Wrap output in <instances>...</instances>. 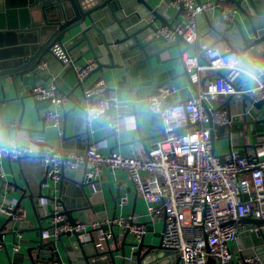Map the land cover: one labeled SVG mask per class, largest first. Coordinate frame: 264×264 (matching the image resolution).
<instances>
[{
	"label": "water",
	"instance_id": "obj_1",
	"mask_svg": "<svg viewBox=\"0 0 264 264\" xmlns=\"http://www.w3.org/2000/svg\"><path fill=\"white\" fill-rule=\"evenodd\" d=\"M172 3L175 4V0H158L157 3H152V0H0V44L15 41L27 43L25 47H20L19 56L11 58L15 54H8L0 62V128H5L8 132L12 131L14 137L21 132L27 133L32 144L41 145L42 143L32 134L43 133L44 127L39 129L23 124V99L30 96L34 103L38 100H50L49 97L37 98L33 88H47L52 83L55 96H63L66 100H71L74 105L71 110L80 108L85 115L84 105H82L83 101L87 102L84 89L92 83L84 86V82L90 74L99 72V78L104 82L103 91L89 100L91 104L110 97L115 90L107 83L106 74L103 72L105 68H118L116 75L124 74L129 83V72L146 63L150 83L140 88L149 90V94L153 95L157 94L159 89L166 88L168 90L164 97L166 105L174 103L171 97L173 78L185 76L191 87L196 90V82L191 79L190 72L182 61V53L188 50H198L199 53L202 50L188 43L179 33H174L173 38L167 41L163 40L160 34H155L159 27L166 26L172 29L178 22L183 5L181 2L175 4L178 10L171 16L169 8ZM215 3L213 9L199 15L201 23L197 18L199 35L206 44L212 41L227 44L237 52L244 65L264 81V0H215ZM218 3L230 4L236 8L237 12L231 19H226L223 17V6ZM100 23L104 28L100 27ZM55 45L61 47L66 53L70 60L68 66L63 67L61 59L55 55L53 51ZM169 48H176V58L181 61L182 71L177 75L155 81L151 58ZM88 53L93 60H97V67L79 80L73 70V64ZM43 61L47 63V74L45 68L39 67ZM60 71L61 73L58 74ZM69 71L74 74L76 84L69 91H65L59 83ZM57 74L59 77L55 79ZM27 75L32 77L33 88L31 92L26 90L23 95H19L17 82L24 84ZM50 78L52 80L48 84ZM208 79H210L208 75L201 77L199 85H203ZM5 82L11 85L12 96L6 95L8 87L5 86ZM233 86L234 92L225 96L216 107L224 112L230 121L225 124L209 122L212 152H214V142L218 134H225L229 146L238 144L236 135H233L230 130L233 125H250L254 122H261L264 125V97L254 101L250 94L240 92L241 88L234 83ZM77 90L80 94L76 93ZM14 101H19L21 105L19 117L16 122L5 124L3 123L4 115L11 113L9 104ZM63 105L64 103L61 104V138L58 144L65 140L77 143L84 134H89L91 122L83 117L82 127L77 124L82 121V118H75L74 132L66 135L68 112L63 110ZM112 105L106 108L101 116H107L106 122L109 123L107 129L114 134L116 120L128 112L115 111ZM145 111L142 112L155 117L158 123L156 130L160 133L144 135L140 129V121H137V137L128 141L129 143L144 144V141L151 137L166 136L160 113L149 109ZM245 111L247 113L242 115ZM132 113L136 114L133 111ZM233 115L234 118H232ZM29 156L33 154L22 157ZM37 157L40 158V154ZM9 173L10 179L0 177V195L12 189L19 190L20 195L15 201L12 212L22 208V203L26 200L35 217V222L23 218L15 220L11 215L5 217L0 226V264H172L173 257L170 259L169 255L173 253V250L162 245L161 235L152 242L147 241L144 235L139 240H134L128 230L116 234L112 226L113 247L105 250H97L93 239H81L80 233L75 231L63 232L56 238L44 240L41 236L42 231L47 229L51 232L50 225L44 226L41 221V219L50 220L52 217V213H44L48 203L52 206L54 201L61 202L70 223H74L76 219L88 224L106 219L99 193L86 191L89 182L82 176L83 166L63 169L57 182L49 178L46 172L36 182L35 179L28 180L23 177V186L17 183L19 178L13 175V169L9 168ZM67 173H70L68 177L70 180L65 179ZM77 173H81V177H77ZM30 174L34 176L31 169ZM68 181L77 186L76 192H73L77 197L70 198L71 196L65 197L62 194V190L66 191L63 184H68ZM66 193L72 194L71 191ZM242 221L244 223L260 222L251 217L243 218ZM244 232L245 235L242 237L244 247L251 248L260 264H264V233L262 231ZM23 233L29 234L26 237L17 238ZM70 236L72 237L70 241L65 243L63 237ZM20 244L24 245L22 249H19ZM174 262L177 263V260ZM207 264H213V260L209 258ZM242 264L249 263L242 260Z\"/></svg>",
	"mask_w": 264,
	"mask_h": 264
},
{
	"label": "built area",
	"instance_id": "obj_2",
	"mask_svg": "<svg viewBox=\"0 0 264 264\" xmlns=\"http://www.w3.org/2000/svg\"><path fill=\"white\" fill-rule=\"evenodd\" d=\"M180 2L183 19L172 29L159 27L155 34H160L167 41L173 38L174 33H179L188 43L202 50L203 63L198 60L197 54L182 53V61L194 82L200 81L202 71L213 75L185 101L166 105V88L159 89L154 95L147 94L146 106L160 113L166 136L153 144L145 158L140 157L138 152L102 153L94 143L88 142L81 150L69 151L44 144L38 149L39 160L46 175L54 182L60 179L63 169L83 166V176L94 192L98 189L103 167L126 170L136 194L145 201L148 222L162 221L161 241L165 248L173 250L169 255L170 259L173 257L172 264H207L209 258L213 264H242V260L260 264L254 253L245 252L244 245L238 243L240 227L244 225L245 231L264 233V158L242 154L237 145H231L224 157L215 155L211 150L209 122L225 124L230 119L215 107L205 108L204 101H215L234 92V80L241 73H247L256 82L239 91L247 92L256 101L264 97V81L251 72L230 47H204L197 18L204 11L213 9L215 2L175 0L176 5ZM218 4L223 6V17L226 19H231L237 12L230 4ZM53 51L61 59L63 67L69 65L70 60L61 47L55 45ZM46 64L43 61L39 67L46 68ZM96 67L97 60L93 59L73 64L79 80ZM103 89L101 78L84 89L87 101L84 112L90 122L98 119L111 104L118 103L115 95L111 94L91 104L89 100ZM33 91L37 98L49 97L53 102L46 117L61 133V104L65 103V97L55 96L52 83L47 88L35 87ZM36 151L37 147L32 143L18 144L15 140L0 143V157L17 159ZM125 202L126 197L122 196L119 204ZM52 204L51 232L43 230V238H56L60 233L75 231L80 233L81 239H93L97 250H105L113 247L112 226L119 227L120 234L128 230L134 240H139L146 233V225L140 221L138 214L114 216L90 224L78 219L70 223L64 205L58 201ZM14 205L15 202H7L4 194L1 195L0 213L19 220L22 217L21 208L13 213ZM246 217L260 222L245 224L242 220Z\"/></svg>",
	"mask_w": 264,
	"mask_h": 264
},
{
	"label": "crops",
	"instance_id": "obj_3",
	"mask_svg": "<svg viewBox=\"0 0 264 264\" xmlns=\"http://www.w3.org/2000/svg\"><path fill=\"white\" fill-rule=\"evenodd\" d=\"M158 0H152V3H157ZM200 2L212 1L215 0H198ZM177 6L172 3L169 8V13L173 16L177 12ZM199 17V16H198ZM182 15L180 14L177 21H181ZM198 22H202L200 18H198ZM100 27L104 28L100 23ZM204 47L207 46H218V47H226L227 44L219 41H212L210 44H206L204 39ZM27 43H18V42H8L6 44H0V62L6 58L8 54H15L13 57L19 56L18 53L20 51V47H25ZM25 51V48L23 52ZM189 54H197L198 60L200 62H204V56L199 55L197 51L188 50ZM177 50L176 48H169L166 50H162L155 54L151 58V65L154 74L155 81L161 80L165 77H170L179 74L182 71L181 61L176 58ZM91 55L88 53L81 60L77 61L78 64L84 63L86 61H91ZM46 62V61H45ZM58 66V65H57ZM45 68V67H44ZM58 68V67H57ZM118 68L107 69L105 68L103 72L106 74L107 83L110 87H113L115 90L112 91V95H115L118 103L113 106L114 110L128 112L123 115L122 118L117 119L115 122V130L114 134L107 129L109 123L106 122L107 116H100L96 122L91 121L89 127V134L83 135L80 141L73 142L69 140H65L58 144L59 139L61 138V133L59 129L51 125L50 120L46 117V113L53 107V102L49 99L38 100L34 103L33 98L30 96L25 97L23 114H22V122L24 125H30L34 128L44 127L43 133L32 134L37 137V139L42 143L41 145H36L37 151L33 156L29 157H20L17 159H7L6 157H0V177L5 179H10L9 168L13 169V175L18 177L17 183L23 186V180L25 179H35L36 180L42 178L45 175L44 167L41 164L37 155L39 154L38 149L44 144H51L58 149L63 151L69 150H81L84 148V145L89 143H94L98 150L102 153H107L109 151H118L123 154H132L138 152L140 157L145 158L147 155V151L153 146V144L158 141L162 136H154L150 139L144 141V144L141 143H129L133 138L137 137L136 125L137 121H140V129L144 135H156L160 133L159 130H156V126L158 125L155 117L146 112L147 106L145 102V98L147 96V92L149 94V90H144L140 88L141 86L147 85L150 83L149 72L146 63L139 65L137 68L130 71V82L128 83L124 74L116 75ZM45 73L46 68H45ZM61 71L58 73L60 74ZM55 77L57 79L59 75ZM202 77L204 76H212V73L202 71ZM99 78V72H94L90 74L86 81L84 82V86L93 83L96 79ZM249 79V80H248ZM52 78L49 79L48 84L51 82ZM256 81L254 78L249 77L247 73H241V75L234 80V84L240 88H248L253 85ZM47 84V85H48ZM76 84V79L72 71H69L63 79L60 81L59 85L65 91H69L70 88ZM5 86L8 87L6 95L12 96L13 91L11 85L5 82ZM33 86V80L30 75L25 76L24 84H19L17 82V90L19 95H23L24 91L28 90L31 92ZM199 82H196V89L199 88ZM172 92L171 97L174 102L181 101L192 97L193 93L196 91L191 85L188 83L187 78L185 76H178L172 79ZM76 93L80 94V91L77 90ZM29 94V93H28ZM60 94V93H59ZM225 97H221L218 100H205L204 107L207 108H216L221 100ZM82 105H86V102H82ZM73 102L71 100H66L63 105V110L67 111V124H66V135H71L74 132L73 129V120L75 118H82V121L77 124L82 126L84 125L83 117H85L82 109L73 108ZM134 106V109H132ZM6 108V107H5ZM4 108V111H5ZM10 114L4 115L3 123L9 124L11 122H16L20 111L21 105L19 101H14L9 104ZM132 111L136 114H133ZM144 111V112H142ZM261 117V116H259ZM234 118V115L233 117ZM42 119V120H41ZM102 123V125H101ZM231 133L236 135L235 137L238 139V144H236L242 154H245L249 157H258L264 158V125L261 122H254L250 125H233L231 127ZM16 141L18 144H29L32 143L30 141L29 135L27 133H18L17 137L13 136L12 131H7L5 128H0V143H9L10 141ZM260 144V145H259ZM64 145V146H61ZM259 145V146H258ZM59 146V147H58ZM75 146V147H74ZM77 146V147H76ZM229 143L225 138V134H218L217 139L214 142V154L219 157H224L225 153L229 149ZM22 171L19 172V170ZM30 169L33 170L34 176L30 174ZM70 173H67V178ZM77 177H81V173L76 174ZM83 176V173H82ZM78 185V184H77ZM63 187L66 191L62 190V194L65 197L73 198L77 197L73 192H76V187L74 183L69 182L68 184H63ZM71 191L72 194H67L66 192ZM87 193H91V187L88 185L86 187ZM56 192L58 190L56 189ZM97 192L101 196V203L104 207V213L106 214V218L119 215H130V214H138L140 217V221L146 225V233L144 235L147 241H156L160 235L163 227L162 221L159 220L155 223H149L148 218L146 216V204L145 201L136 194L134 190V186L132 181L129 178V174L126 170L123 169H110L107 167H103L101 172V177L99 180V185ZM20 191L17 189L9 190L8 193H4V198L7 202L13 201L19 197ZM124 196L126 197V202L124 204H119L120 198ZM1 200V195H0ZM52 203V201H50ZM23 207L21 208V218L26 219L30 222H35V217L32 213V210L27 203V201H23ZM53 205V204H52ZM46 214L52 213V206L50 203L46 204L45 212ZM75 215V214H73ZM5 220V216L0 213V226ZM20 220V219H19ZM42 224L44 226L49 224V219H41ZM86 223V222H85ZM246 224V223H245ZM27 226V225H26ZM245 225L240 227V239L239 245L243 244L242 237L245 235ZM114 231L116 234L120 233L121 229L115 226ZM29 233H23L19 237H26ZM248 239L249 236L247 235ZM72 237H63V241L68 243ZM47 238H44L46 240ZM10 246V245H8ZM18 246V245H17ZM24 245L20 244L19 249H22ZM245 252L253 253L251 248H246ZM235 256H237L235 254Z\"/></svg>",
	"mask_w": 264,
	"mask_h": 264
}]
</instances>
